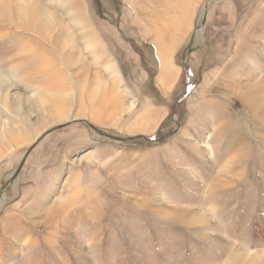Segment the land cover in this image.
<instances>
[{
  "label": "rangeland",
  "instance_id": "rangeland-1",
  "mask_svg": "<svg viewBox=\"0 0 264 264\" xmlns=\"http://www.w3.org/2000/svg\"><path fill=\"white\" fill-rule=\"evenodd\" d=\"M163 1L0 0V264H264V0Z\"/></svg>",
  "mask_w": 264,
  "mask_h": 264
},
{
  "label": "crops",
  "instance_id": "crops-1",
  "mask_svg": "<svg viewBox=\"0 0 264 264\" xmlns=\"http://www.w3.org/2000/svg\"><path fill=\"white\" fill-rule=\"evenodd\" d=\"M176 47L174 48H171V49H168L167 52L169 54H167V52L163 54V56L165 58H160V66L164 65L165 69L166 68H169V72H172L174 73L175 71H173L174 69L171 68V62H169L170 60V53L175 50ZM160 54V53H159ZM169 55V56H168ZM159 59V58H158ZM163 60V61H162ZM180 71L177 72V76L175 78V80H173L172 82L170 81V77L169 75H165L164 76V79L163 81H157V78L153 80L152 84L154 86V88L158 89V91H160L161 94L165 95V94H174L178 89V85H179V82H180V78H181V75H182V72L180 73V76H179V79L177 80V77H178V73ZM99 77V78H98ZM97 77V79L99 80L100 78L103 77L102 74H100L99 76ZM104 80V79H103ZM103 80H101V82H103ZM105 81V80H104ZM104 84V83H103ZM173 88V89H172ZM164 97H167V95H165Z\"/></svg>",
  "mask_w": 264,
  "mask_h": 264
},
{
  "label": "bare ground",
  "instance_id": "bare-ground-1",
  "mask_svg": "<svg viewBox=\"0 0 264 264\" xmlns=\"http://www.w3.org/2000/svg\"><path fill=\"white\" fill-rule=\"evenodd\" d=\"M158 1H159L160 3H161V2H164L163 0H158ZM98 76H99V75H96V77H98ZM48 102L53 103L51 100H49ZM53 108H54V110H57L58 107H57V108L53 107Z\"/></svg>",
  "mask_w": 264,
  "mask_h": 264
}]
</instances>
